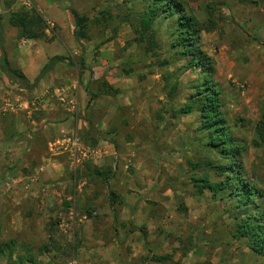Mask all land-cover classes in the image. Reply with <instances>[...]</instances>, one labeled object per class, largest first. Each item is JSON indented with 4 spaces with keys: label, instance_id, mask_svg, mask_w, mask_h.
I'll return each instance as SVG.
<instances>
[{
    "label": "rangeland",
    "instance_id": "1",
    "mask_svg": "<svg viewBox=\"0 0 264 264\" xmlns=\"http://www.w3.org/2000/svg\"><path fill=\"white\" fill-rule=\"evenodd\" d=\"M49 1L0 0L3 21L34 9L45 22V35L32 41L3 26L12 40V67L39 74L55 57L75 64L55 66L31 93L0 82L1 140L25 133L32 142L28 159L0 179V246L15 241L14 259L28 247L35 264H122L119 257H131L141 244L144 254L131 264H264L232 236L238 222L264 210V147L256 133L264 113V0H180L199 21L206 22L208 9L218 21L215 31L202 34L201 46L214 59L225 121L242 149L243 179L255 190L248 206L229 190L200 194L196 188L205 176L220 185L225 178L206 162L226 161L205 147L199 116L180 113L201 70L187 71L188 60L168 52L174 24L156 25L164 43L157 60L132 42L143 0H69L57 10ZM72 9L89 19L86 38L75 36ZM82 56L86 70L78 66ZM129 69L135 74L127 75ZM104 81L120 93L104 95ZM63 89L77 95L76 116L57 98ZM91 94L100 97L90 103ZM53 126L57 136L50 134ZM62 131L76 132L97 155L77 166L66 154L57 156L50 144ZM45 151L54 158L38 159ZM0 162V169L12 166ZM95 171L111 172L110 180ZM162 257L170 258L156 260ZM0 264L14 262L0 258Z\"/></svg>",
    "mask_w": 264,
    "mask_h": 264
},
{
    "label": "trees",
    "instance_id": "2",
    "mask_svg": "<svg viewBox=\"0 0 264 264\" xmlns=\"http://www.w3.org/2000/svg\"><path fill=\"white\" fill-rule=\"evenodd\" d=\"M144 11L132 25L135 38L132 42L143 48L144 52L160 60L158 52L164 48V43L160 40V31L156 25L160 21H169L174 24L169 53L172 52L174 58L182 57L188 60L186 70L190 71L199 68V78L193 85L194 93L189 97L188 102L180 109L182 115L196 113L199 116L200 126L198 131L204 136L202 138L205 147L210 152L219 155L226 161L225 164H217L214 161H207L206 167L215 172L219 178H225L220 185L210 181L208 176L196 179L195 184L199 193L205 190L218 193L229 190V196L237 199V202L246 204L255 193L253 187L248 185L243 179V169L240 159L242 149L236 145L232 138L231 131L225 121L223 113V103L219 97L214 84L215 62L209 57L201 46V36L203 33H211L217 29L218 21L210 9L206 10V22H201L195 17L180 0H143ZM77 31L75 36L78 39L86 38V29L89 19L80 15L77 11L71 10ZM3 19L0 17V72L2 73L3 86L9 84L11 91L34 92L43 79L51 73L53 68L59 64L75 66V64L65 57H55L51 59L40 71L36 79L31 82L20 70L12 67L8 54L5 50L7 45L3 28ZM9 24L18 32L19 39L29 41L38 39L45 35V22L42 16L34 9H21L11 13ZM170 59L161 62L162 67L169 66ZM86 70V58L81 57L79 65ZM127 75L135 74L133 69L126 71ZM93 79V75H92ZM104 95H118L120 91L107 82L102 83ZM176 86L173 87L175 92ZM100 97V94H91L90 103ZM65 121H62V123ZM61 123V124H62ZM5 132L4 127L2 128ZM256 133L259 138L258 146L264 147V113L256 125ZM23 134L7 136L3 144L12 142L15 138L20 142H26L27 138ZM27 146H31L32 142ZM94 175L103 179L107 183L111 178V172L100 173L95 171ZM4 178V177H3ZM2 178V181L4 180ZM201 184V185H198ZM112 205L116 203V196L113 194ZM252 202V201H251ZM255 204V203H252ZM247 205V204H246ZM248 206V205H247ZM113 207V206H112ZM259 208V207H257ZM255 209L253 215L238 222L233 229L232 236L235 240L245 241L249 250L258 257H264V210ZM15 241H10L0 246V258L14 262V264H35V258L28 247H24L25 252L21 256L15 257ZM170 257L156 259L158 262L168 260ZM14 260V261H13Z\"/></svg>",
    "mask_w": 264,
    "mask_h": 264
},
{
    "label": "crops",
    "instance_id": "3",
    "mask_svg": "<svg viewBox=\"0 0 264 264\" xmlns=\"http://www.w3.org/2000/svg\"><path fill=\"white\" fill-rule=\"evenodd\" d=\"M68 1L69 0H50L49 3L47 2V6L49 8H51L52 7L51 4H53L55 6V10H57V8L62 9L63 7H65L67 5ZM49 16H50V19H52L55 22V24L57 25V14L49 15ZM7 21H9V19L8 20L6 19L5 21H3V26L5 27V30L7 32L10 31L11 33L14 32L13 31L14 28ZM6 41H7V45L5 47V50H6L7 54L9 55V50H10V47L12 45V40L7 38ZM11 64H12V62H11ZM13 67H15V69L20 70L31 82H33L36 79V77L38 76V74H36V73H28L29 68L26 65L25 66H19V65L14 66L13 65ZM52 128H54V129L51 130L50 134L57 136V130H56L57 126H53ZM21 134H25V133H21ZM26 134H28V133H26ZM50 134H47L46 138H49ZM25 138H27L28 142L31 141L29 135H27ZM56 139H57V137H56ZM4 140H5V138L1 140V137H0V145H4V148L6 149L5 151H2L3 152L2 154L0 153V160L1 159H7L8 161L10 160V162H12V166L7 167L6 169L5 168L0 169V179L5 177V175H7L8 173L11 174L12 172H14L15 169H17L18 166L23 162V160L28 159V156L30 155L29 150L32 146L31 145L29 147V146H27L29 144V143H27V141L26 142H22V141L19 142L16 138L12 142H7V144H3V143H6V142H3ZM45 149H46V146H44V150ZM59 153H60L59 150H57V156H59L58 155ZM48 156H49V153L45 151V155H39L38 159H53L54 158V157H48ZM0 164H1V162H0ZM21 182H24V179H21ZM126 240H125L126 245L131 243L129 238H127V235H126ZM135 243H136V240H135ZM137 246H138V244H137ZM142 246H143V244H141V247H139L138 250L136 251V253L134 255H132L131 257H129V256L124 257V255L123 256L121 255L119 258L122 261H124V262H122V264H131L132 261L142 258L143 254H144Z\"/></svg>",
    "mask_w": 264,
    "mask_h": 264
},
{
    "label": "built area",
    "instance_id": "4",
    "mask_svg": "<svg viewBox=\"0 0 264 264\" xmlns=\"http://www.w3.org/2000/svg\"><path fill=\"white\" fill-rule=\"evenodd\" d=\"M57 98L66 112L70 113L71 116L77 115L78 99L74 91H71V89H67V91L63 89L59 92ZM62 134L55 143L50 144V149L53 151L56 148L60 153L66 154L74 165L77 166L80 164L82 159H91L97 155V151L83 147L76 132L62 131Z\"/></svg>",
    "mask_w": 264,
    "mask_h": 264
}]
</instances>
